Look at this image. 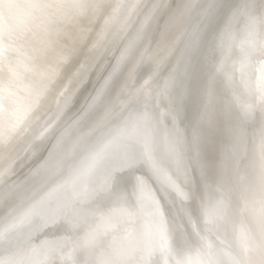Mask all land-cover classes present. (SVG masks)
I'll return each instance as SVG.
<instances>
[{
  "label": "bare ground",
  "instance_id": "bare-ground-1",
  "mask_svg": "<svg viewBox=\"0 0 264 264\" xmlns=\"http://www.w3.org/2000/svg\"><path fill=\"white\" fill-rule=\"evenodd\" d=\"M129 16L103 46L38 22L0 129V264H264V0H172L124 48Z\"/></svg>",
  "mask_w": 264,
  "mask_h": 264
},
{
  "label": "clouds",
  "instance_id": "clouds-1",
  "mask_svg": "<svg viewBox=\"0 0 264 264\" xmlns=\"http://www.w3.org/2000/svg\"><path fill=\"white\" fill-rule=\"evenodd\" d=\"M171 3L172 0H0V129L10 122L17 103L27 99L29 90L36 86L30 65L38 59L35 49L39 21L62 17L69 27L94 22V32L103 46L110 37L106 22L112 10L119 7L125 16L131 13L128 40L123 45L127 48L128 42L137 46L143 43ZM114 57L120 58L115 53ZM55 86L54 83L51 88ZM109 131L103 129L98 135L103 137Z\"/></svg>",
  "mask_w": 264,
  "mask_h": 264
}]
</instances>
